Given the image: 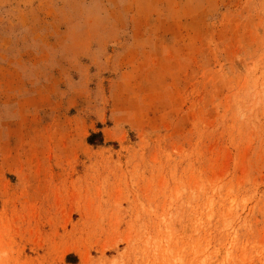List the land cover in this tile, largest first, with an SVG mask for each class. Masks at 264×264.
<instances>
[{"label":"rangeland","instance_id":"1","mask_svg":"<svg viewBox=\"0 0 264 264\" xmlns=\"http://www.w3.org/2000/svg\"><path fill=\"white\" fill-rule=\"evenodd\" d=\"M0 264H264V0H0Z\"/></svg>","mask_w":264,"mask_h":264},{"label":"trees","instance_id":"2","mask_svg":"<svg viewBox=\"0 0 264 264\" xmlns=\"http://www.w3.org/2000/svg\"><path fill=\"white\" fill-rule=\"evenodd\" d=\"M97 137V135L96 134H93L91 137H89V139H88V142L90 143V144H95L94 142H93V140L95 139Z\"/></svg>","mask_w":264,"mask_h":264}]
</instances>
